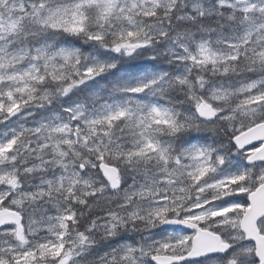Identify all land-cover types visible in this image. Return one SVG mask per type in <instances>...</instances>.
<instances>
[{
  "label": "snow or ice",
  "instance_id": "snow-or-ice-1",
  "mask_svg": "<svg viewBox=\"0 0 264 264\" xmlns=\"http://www.w3.org/2000/svg\"><path fill=\"white\" fill-rule=\"evenodd\" d=\"M0 264H264V0H0Z\"/></svg>",
  "mask_w": 264,
  "mask_h": 264
}]
</instances>
